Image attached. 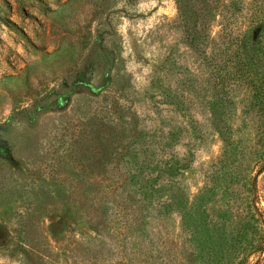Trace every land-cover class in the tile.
Returning a JSON list of instances; mask_svg holds the SVG:
<instances>
[{"label":"rangeland","instance_id":"374dc122","mask_svg":"<svg viewBox=\"0 0 264 264\" xmlns=\"http://www.w3.org/2000/svg\"><path fill=\"white\" fill-rule=\"evenodd\" d=\"M225 1L0 0V264H264V115L232 83L221 166L186 39Z\"/></svg>","mask_w":264,"mask_h":264},{"label":"trees","instance_id":"16d2710c","mask_svg":"<svg viewBox=\"0 0 264 264\" xmlns=\"http://www.w3.org/2000/svg\"><path fill=\"white\" fill-rule=\"evenodd\" d=\"M214 9L221 11L218 16L219 33L210 38L205 32L207 19L201 17V27L188 29L186 39L193 49L203 53L210 80L216 90L210 110L215 120L216 133L227 148L220 160L222 166L228 156V148L233 146L231 127L223 123V109L232 83L244 89L249 98V106L264 115V1L229 0ZM205 50H209V53ZM259 165L260 170L264 169V156ZM188 216H183L185 221ZM252 230L253 234L260 233L256 226H252ZM248 234L244 227L242 232L237 233L241 238H247ZM234 240L238 243L239 237L236 236ZM262 247L260 244L255 250L259 251ZM249 259L246 257L242 262L251 264ZM232 261L230 264H233Z\"/></svg>","mask_w":264,"mask_h":264}]
</instances>
